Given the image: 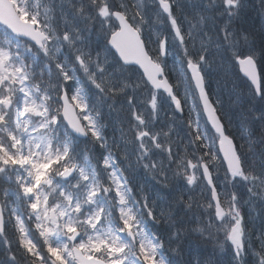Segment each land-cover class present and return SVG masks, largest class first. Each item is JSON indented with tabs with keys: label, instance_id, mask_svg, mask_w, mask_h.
Instances as JSON below:
<instances>
[{
	"label": "clouds",
	"instance_id": "clouds-1",
	"mask_svg": "<svg viewBox=\"0 0 264 264\" xmlns=\"http://www.w3.org/2000/svg\"><path fill=\"white\" fill-rule=\"evenodd\" d=\"M169 2L170 15L156 0L152 19L137 0H22L28 25L44 38L0 25L7 57L0 94L19 95L23 86L45 101L46 115H33L27 127L49 125L38 136L50 138L53 156L60 155L50 173L58 192L50 196L62 206L65 190L79 198L78 242H101L100 252L85 255L103 264H188L182 245L191 238L207 249L191 264H225V256L226 264H264V111L240 108L242 96L264 105V0H255L257 31L239 27L248 0L205 4L220 7L218 31L203 11L178 16V0ZM124 32L145 62L159 66L155 78L165 88L155 86L144 63L121 54L112 38ZM242 60L253 75L241 71ZM65 101L84 133L64 117ZM47 147L34 146V159ZM0 208L7 264H34L16 222L18 213L40 244L28 197L21 193L13 204L0 188Z\"/></svg>",
	"mask_w": 264,
	"mask_h": 264
},
{
	"label": "snow or ice",
	"instance_id": "snow-or-ice-1",
	"mask_svg": "<svg viewBox=\"0 0 264 264\" xmlns=\"http://www.w3.org/2000/svg\"><path fill=\"white\" fill-rule=\"evenodd\" d=\"M159 2L162 10L170 15L169 0H159ZM24 11L26 12V10ZM26 14L28 15L27 12ZM28 19H30L29 16ZM5 25L13 31L31 36L37 42L44 38L43 33L33 31L20 18H12L6 21ZM112 39L113 43L121 49V54L126 60H135L145 64V69L157 88L166 87V84L155 78L159 66L145 62L143 54L135 48L127 32L117 33ZM6 59V56L0 54V73L4 71ZM241 65L246 73L253 75L250 61L242 60ZM192 72L199 83V73L195 65H192ZM4 81L5 77L0 75V84H3ZM21 85H23V81H21ZM18 91L19 95H16L11 89L8 94H0V133L4 135V139L0 140V185H3L2 194L6 201L15 204L21 199V193L28 197L32 210L37 214L33 219L37 221L36 227L41 237L38 245L32 238V233L25 225L24 219L17 213L16 222L22 233L21 243L32 257L34 264H103V261L99 260L97 256L84 254L89 249L100 252L102 250L101 242L93 243L91 239L87 243L78 242L79 228L77 225L80 221L76 218V212L79 209V198L65 190L61 196L64 201L62 206L60 202L53 200L50 196V193L58 192L50 173L55 162L60 159V155L53 156L50 149V138L38 136V133L46 130L48 124H45L43 128L27 127L32 123L30 118L33 115L38 117L46 115L47 105L44 100L33 98L31 89L27 87L22 86ZM63 114L77 132H85L72 105L67 101L63 107ZM18 132L21 134L18 135ZM37 144L48 146L47 154L42 159H34L33 148ZM9 168L14 170L24 168L27 170V175L25 177L19 171L9 172ZM64 175L68 176L67 169ZM45 186H47V190H45ZM6 231L5 214L0 208V234ZM57 240L62 242L53 243Z\"/></svg>",
	"mask_w": 264,
	"mask_h": 264
},
{
	"label": "trees",
	"instance_id": "trees-1",
	"mask_svg": "<svg viewBox=\"0 0 264 264\" xmlns=\"http://www.w3.org/2000/svg\"><path fill=\"white\" fill-rule=\"evenodd\" d=\"M248 1L252 2V0H248ZM210 2L211 0H178V4L175 9V12L176 15L178 16L191 18L195 16L197 11H203L206 15L210 17L209 29L218 31V25L222 23V18L218 15L217 7H213L212 9L205 7V4ZM137 3L144 9L147 16L150 9H154V7L157 8V4L154 3V5L151 6L149 0H137ZM253 5H255V2L252 4L251 7L248 6L249 8L246 7L242 11L241 19L239 21V27H242L245 30L257 31L260 28V19L256 17L255 14L258 15L257 9L254 8ZM193 11H194V16L192 15ZM162 30L164 31L168 30L166 24L163 26ZM239 86L241 90L246 89V85L243 82H240ZM244 98H245L244 96L241 97V104H240L241 109L245 110V108L252 107L255 112L261 109L262 106L261 104L257 103L255 105H251L250 102ZM245 102L246 105L244 106L243 103ZM256 105H259L260 108H255ZM2 187L3 185H0V188ZM154 191L159 192L161 195L167 196L169 198L173 196V192L162 189L159 186H156L154 188ZM260 226L261 225L259 224V222H257V227ZM159 231L163 233L167 230L159 229ZM55 242L58 243V241ZM182 251L184 252V259L188 261V264H191L193 258L197 256L204 257L207 253V249L203 246V244H201L199 241L192 240L191 238L185 240L184 244L182 245ZM223 260L225 261L226 264V262L229 260V257L225 256L223 257ZM0 262H2V264H7V257L5 256L3 251H0Z\"/></svg>",
	"mask_w": 264,
	"mask_h": 264
},
{
	"label": "water",
	"instance_id": "water-1",
	"mask_svg": "<svg viewBox=\"0 0 264 264\" xmlns=\"http://www.w3.org/2000/svg\"><path fill=\"white\" fill-rule=\"evenodd\" d=\"M12 18H20L14 6L10 0H0V25H5V22ZM21 19V18H20ZM23 21V20H22ZM24 23H30V21H23ZM241 71H244L243 65H241Z\"/></svg>",
	"mask_w": 264,
	"mask_h": 264
},
{
	"label": "rangeland",
	"instance_id": "rangeland-1",
	"mask_svg": "<svg viewBox=\"0 0 264 264\" xmlns=\"http://www.w3.org/2000/svg\"><path fill=\"white\" fill-rule=\"evenodd\" d=\"M14 2L17 4V7H18L19 11L21 12V14L23 16H25L26 15V12L24 11L25 9L23 7L22 0H14ZM149 3H151V6H152V5H154V3H156V0H149ZM249 4H250V2L248 1V5ZM254 8H256L255 5H254ZM154 9L156 10L155 11V16L157 18L158 17V13H159V7L158 8H155L154 7ZM164 25L165 24L160 25L161 29H163V26ZM161 105H162V110L163 111H167L168 102L165 100V98L163 96L161 97ZM262 111H264V108H263V110L260 109L259 111H257V113L262 112ZM57 244H59V242Z\"/></svg>",
	"mask_w": 264,
	"mask_h": 264
},
{
	"label": "bare ground",
	"instance_id": "bare-ground-1",
	"mask_svg": "<svg viewBox=\"0 0 264 264\" xmlns=\"http://www.w3.org/2000/svg\"><path fill=\"white\" fill-rule=\"evenodd\" d=\"M255 1L254 0H252V2H250V4H249V7H251L252 6V4L254 3ZM254 6V5H253ZM248 7V8H249ZM217 10H218V13H219V11H220V7H217ZM155 9H150L149 10V12H148V17L149 18H152V19H155L156 18V16H155ZM192 15L194 16V11H193V13H192ZM256 15V17H258V19H259V16L257 15V14H255ZM158 16H159V13H158ZM244 99H247L246 97L244 98ZM248 100V99H247ZM244 101H246V100H244ZM243 101V102H244ZM244 104V106L246 105V102L245 103H243ZM255 108H260V106L259 105H256L255 106ZM263 108H264V105H262L261 106V110H263ZM249 108H245V111H247Z\"/></svg>",
	"mask_w": 264,
	"mask_h": 264
}]
</instances>
